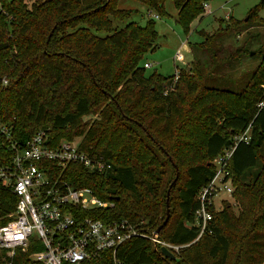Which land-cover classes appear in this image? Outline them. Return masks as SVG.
Returning <instances> with one entry per match:
<instances>
[{"label": "trees", "instance_id": "obj_1", "mask_svg": "<svg viewBox=\"0 0 264 264\" xmlns=\"http://www.w3.org/2000/svg\"><path fill=\"white\" fill-rule=\"evenodd\" d=\"M119 1L0 0V165L11 155L2 128L22 146L39 131H46L49 146L76 141L82 152L109 167L97 172L73 164L55 174L113 203L96 218L127 221L148 235L166 217L165 190L176 178L169 219L158 235L180 247L173 251L174 260L163 258L160 245L143 237L124 242L116 251L119 260L204 264V246L213 264H230L233 256V264H264V106L258 107L264 101V46L254 54L260 63L235 81L234 89L224 86L225 72L251 57L248 43L217 59L226 36L261 25L256 16L264 0L245 20L229 18L223 28L190 45L192 60L177 71L175 82V76L146 74L140 66L155 49L154 22L114 28V21L130 15L118 8ZM134 1L160 17L167 0ZM171 1L187 33L211 0ZM93 31L110 35L101 38ZM88 117L94 119L84 121ZM244 132L249 141L234 144V136ZM232 147L234 204L212 208L211 233L200 236L198 192L215 174L214 159ZM15 203L10 193L0 191V219ZM12 264H29L27 254L17 252Z\"/></svg>", "mask_w": 264, "mask_h": 264}, {"label": "built area", "instance_id": "obj_2", "mask_svg": "<svg viewBox=\"0 0 264 264\" xmlns=\"http://www.w3.org/2000/svg\"><path fill=\"white\" fill-rule=\"evenodd\" d=\"M208 10V5H203ZM147 16L159 19L152 11ZM182 61L181 54L176 56ZM151 65L144 64V68ZM175 75L174 82L177 80ZM264 106V101L258 107ZM6 134L11 155L0 165V191L10 193L15 199L12 212L0 220V260L12 264L17 252L27 254L29 264H126L116 256L117 249L127 240L143 237L173 254L179 246L158 240L154 233L139 232L127 221L107 223L96 218L100 210L113 207V203L99 200L89 188H74L57 175L56 170L78 164L101 172L108 165L91 158L79 149L76 141H61L55 147L47 144L46 131L37 132L25 145L11 142ZM249 141L248 132L234 136L233 142ZM234 147L217 156L213 164L215 174L197 195L199 208L195 224L203 233H211L210 210L215 199L233 194L230 159ZM222 201V200H221ZM29 252V253H28Z\"/></svg>", "mask_w": 264, "mask_h": 264}, {"label": "rangeland", "instance_id": "obj_3", "mask_svg": "<svg viewBox=\"0 0 264 264\" xmlns=\"http://www.w3.org/2000/svg\"><path fill=\"white\" fill-rule=\"evenodd\" d=\"M260 2L261 0H211L207 3L211 13H209L208 10L201 11L198 18L191 22L189 31L186 33L177 23V10L171 0L165 2L164 14H159V19L147 16V8L134 0H120L118 8L129 11L130 15L126 21H114L113 24L114 28L121 29L130 22L144 26L148 21L152 20L157 33V38L154 43L155 49L144 56L140 66H143L145 63L151 65L150 68L145 69L146 74H151L155 71L163 77H171L175 76L178 70L184 69L185 66L187 67L191 62L190 45L201 43L204 41V36L206 34L211 35L220 28H223L229 18L238 21L245 20L250 10ZM153 14H155V12H153ZM256 18L261 21V25L258 28L249 29L250 33L247 31L241 32L238 36L232 32L221 42L223 49L221 51L222 53L217 57L218 60L226 59L236 48H240L241 44L245 41L248 43V50H251L249 53V55H251L250 58L246 56L239 62H235L231 70H226L225 74L228 79H225L226 83H224V86L227 88L233 87L231 89H234L235 81L242 78L246 72L251 71L261 61V57L254 56V54L261 46H264V6L258 10ZM93 33L101 38L110 35L104 32L93 31ZM261 51L264 52V50ZM178 54H181L183 57L181 62L176 60ZM221 98L227 101L231 99L230 97ZM93 119L94 117H88L84 118V121L91 122ZM262 155H264V147L262 148ZM184 166L179 170V177L184 171ZM174 176L175 174L173 172L172 179ZM174 197L175 196H172L173 212L176 207ZM221 197L224 198L221 199L222 201L220 198H216L214 201L218 210H221L222 207L227 204H234L232 196ZM201 257L204 264L214 263L213 259L208 255L207 247L203 246L201 248ZM233 261L234 256L231 257L230 264H233Z\"/></svg>", "mask_w": 264, "mask_h": 264}, {"label": "water", "instance_id": "obj_4", "mask_svg": "<svg viewBox=\"0 0 264 264\" xmlns=\"http://www.w3.org/2000/svg\"><path fill=\"white\" fill-rule=\"evenodd\" d=\"M176 181V178L174 181L170 184L169 189L166 192V217L163 221V223L155 230L154 234L159 235L161 229L164 227V225L167 223L169 219V194H170V189L173 186L174 182ZM160 254L162 255L163 258L169 259V260H174V255L170 253L166 248L162 247L160 249Z\"/></svg>", "mask_w": 264, "mask_h": 264}, {"label": "crops", "instance_id": "obj_5", "mask_svg": "<svg viewBox=\"0 0 264 264\" xmlns=\"http://www.w3.org/2000/svg\"><path fill=\"white\" fill-rule=\"evenodd\" d=\"M208 12L211 13V10L208 8Z\"/></svg>", "mask_w": 264, "mask_h": 264}]
</instances>
